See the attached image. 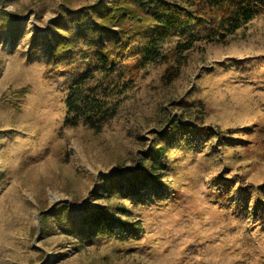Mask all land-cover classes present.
Segmentation results:
<instances>
[{"label": "rangeland", "instance_id": "rangeland-1", "mask_svg": "<svg viewBox=\"0 0 264 264\" xmlns=\"http://www.w3.org/2000/svg\"><path fill=\"white\" fill-rule=\"evenodd\" d=\"M96 1L0 4L26 30L14 50L0 44V264H264V14L223 42L196 43L170 84L167 65L148 66L95 133L66 113L65 74L45 79L43 62L22 52L60 10ZM17 90L26 94L15 111ZM195 101L210 132H186L169 150L161 190L125 203L141 222L137 239L75 248L56 226L41 237L43 211H82L101 180L138 173L167 119L194 126Z\"/></svg>", "mask_w": 264, "mask_h": 264}, {"label": "trees", "instance_id": "trees-1", "mask_svg": "<svg viewBox=\"0 0 264 264\" xmlns=\"http://www.w3.org/2000/svg\"><path fill=\"white\" fill-rule=\"evenodd\" d=\"M259 14H264V0H97L60 10L43 34H30L22 53L29 62H43L45 79L65 74L66 113L82 117L88 129L98 133L115 116L117 99L136 85L148 66L167 65L164 78L170 84L196 43L223 42ZM24 24L16 13L0 7V44L9 42L14 50L26 33ZM190 27L197 31L189 32ZM2 64L0 56V73ZM25 94L26 90L11 92L10 107L18 111ZM192 106L198 109L194 126L188 120L167 119L151 149L139 158L138 173L101 180L91 198L94 204L82 211L65 203L43 211L41 237L56 226L76 241L75 248L137 239L143 228L125 203L139 205L147 190H161L169 150L186 132L193 127L199 134L210 132L203 127V105L195 101Z\"/></svg>", "mask_w": 264, "mask_h": 264}]
</instances>
